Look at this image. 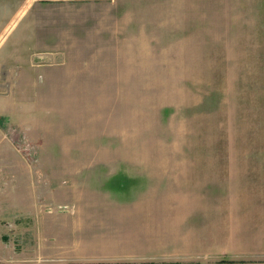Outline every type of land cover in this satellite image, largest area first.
I'll return each instance as SVG.
<instances>
[{"label":"rangeland","instance_id":"1","mask_svg":"<svg viewBox=\"0 0 264 264\" xmlns=\"http://www.w3.org/2000/svg\"><path fill=\"white\" fill-rule=\"evenodd\" d=\"M125 111L148 157L83 159ZM200 171L264 201V0H0V264L95 252L93 204Z\"/></svg>","mask_w":264,"mask_h":264},{"label":"crops","instance_id":"2","mask_svg":"<svg viewBox=\"0 0 264 264\" xmlns=\"http://www.w3.org/2000/svg\"><path fill=\"white\" fill-rule=\"evenodd\" d=\"M136 120L135 126L140 130L142 123L139 125L137 117ZM107 131L109 143L84 152L83 159L104 164L148 157L133 154V126L128 122L127 111L123 120ZM200 172L185 177L184 186H173L180 184L179 179L164 181L158 179L163 174H154L155 184L148 188L141 184L128 187L124 192L134 195L126 199L93 204L96 208L87 213L92 216L87 219V227L96 226L104 234L98 250L54 254L50 256L52 263L264 264V201L244 200L235 193L237 186L243 187L245 177L236 176L233 171L221 172L226 176V186L223 179L222 186L217 183L219 173ZM213 185L220 192L212 193ZM181 188L188 193L177 191Z\"/></svg>","mask_w":264,"mask_h":264}]
</instances>
